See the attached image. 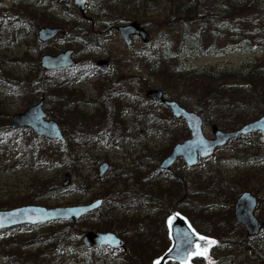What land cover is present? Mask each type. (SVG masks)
<instances>
[{
  "label": "trees",
  "instance_id": "1",
  "mask_svg": "<svg viewBox=\"0 0 264 264\" xmlns=\"http://www.w3.org/2000/svg\"><path fill=\"white\" fill-rule=\"evenodd\" d=\"M65 1L68 2L69 0H42L46 5L43 9L37 10L33 9V6L31 7L27 0H14V7L19 11L15 12L16 10L13 7L0 6V20L5 22L10 29L24 24L31 26L33 29L42 24L63 26L65 29L64 35L67 33V35L71 34L73 36L69 38V44L76 45L78 50L80 44H84L86 47L91 46L93 47L91 52L96 51L101 36L116 31V25L124 21L137 20L146 29L151 27L150 21L144 20L141 16L142 11L140 8L148 6V4L144 6L143 2L146 0H87L85 4L87 16H84L87 22L85 27L81 25V21L84 19L79 18L77 14L72 15L68 21L55 20V16L50 13V10L56 9L61 13L66 12ZM215 1L168 0L169 5L165 8L166 12L162 15L160 21L154 18V27L164 25L166 30L161 32L162 37L158 38V43L154 46V55L145 53L142 62L148 72L147 77L154 76V81L159 83L164 95L170 99L179 102L182 96L178 92L179 86H183L184 91L189 92L184 97L187 100L192 99L195 111L203 119V125L211 122L216 123L222 129H233L239 124L257 117L256 115L249 118L241 113V109L245 106L261 108V105H263L258 112L264 114V0H221L219 8ZM31 3L34 4V2ZM67 5L75 8L70 3ZM73 17H75V20ZM177 26L181 30L178 37L172 39L166 32ZM37 42L40 41L37 40ZM233 48H240L253 55L242 60L235 67L205 66L198 70L186 65V61L190 58L207 56L217 52L226 53ZM257 53H262V56L258 57ZM31 61L33 63L29 65L24 78L10 76L6 72L0 75V88L20 92L29 100L43 97L47 101L46 109L50 116L56 118L62 128H69L72 134L66 135V141L60 143L55 139L34 135L26 130V127L12 129L5 124H1L0 138L13 137L21 133L26 143V149L30 153L33 155L40 154L41 161L49 165L59 167L67 165L70 172L79 179L78 184L64 187H57L53 181L52 183L49 181L41 183V181L34 179V187L41 194L50 195L56 191V188L61 190L60 192L65 189L84 192L93 182H100L101 180L95 176L92 178L87 175L82 176L80 170L76 169V164L80 165L86 153L84 151L78 153V149L85 140H89V142H86L93 148L99 140L89 138V125H85V123L92 116L78 106L81 101L79 100L80 91L73 84L79 74L83 72L98 73L97 68L88 63H80L65 68V72L64 69L44 71L38 67L39 61L37 58ZM66 69H68V72ZM58 72H61L60 76H55ZM109 76L98 77L97 82L99 84L96 88L102 101V107H108L107 110L116 111L114 122L107 123L106 128L115 127L118 132V128L124 121L122 118L123 110L128 109L130 106L137 108V111L143 109L140 110L137 99L130 94H126L125 99L115 96L116 94L110 89L116 84ZM107 83H110L111 86ZM112 96H115V98L110 101ZM151 102L154 105H161L155 101ZM72 104L76 107L71 108ZM163 107L168 110L167 107ZM144 112L147 116L145 121L153 125L155 120L152 115L154 113L150 111L148 115L147 111ZM231 112L236 113L233 119H229ZM94 122L96 125L98 124L95 120ZM162 128L166 129L164 125ZM89 130H91V127ZM104 138L110 140L111 136L105 135ZM242 138H248L250 148L254 149L252 152L257 156L258 162H255L245 171L238 173L236 175L238 177L237 182L240 188L254 187V189H258L256 185H249L250 179H255L264 187V135L255 132L239 135L230 141ZM50 142L53 143V146L50 145ZM163 154L165 155V152ZM119 168L120 173L115 176L113 183L109 184L108 187L102 185L99 192L93 193V199L102 198L103 200L99 208L74 220L58 219L46 222L53 224H50L48 226L49 230H46L45 235L48 236L45 237L42 234L45 237L44 243L49 245L53 242L55 248H58L61 247L63 242H68L72 247L76 246V242L77 253L84 254L91 262L98 259L95 256L103 248H107L109 252L121 251L125 264H150L158 258L168 247L169 238L166 227H164V221H161L159 233L154 231L158 237L157 240H154V242L150 240L153 228L150 229L149 227H151L153 221H151V216H142L143 203H147L153 211L156 209L159 211L164 210L165 217L175 210L190 217L184 206L182 208L178 206L179 202H176V197H180L182 192V196L185 198L187 192L193 195L194 186L186 180L184 174L173 172L170 177L173 182L171 189H161L157 185V188L155 186L154 195L147 194L149 195L147 196L145 192L142 193V187L147 182L153 184L149 179L156 172L161 173L162 171L154 169L152 173L143 174L142 171L140 172L141 168L136 169L135 173H130L122 166ZM129 177L135 178V188H128ZM223 188L224 186L219 187L220 195L226 196L227 193ZM236 190H239V188ZM232 195L235 197L236 193ZM33 199V197L31 199L28 197L26 201ZM167 199L171 205L166 203ZM194 207L206 219L204 215L209 213L208 210L197 204ZM105 208L107 211L109 208L112 209L111 212H107L109 219L102 215ZM131 211L134 213L129 215L128 213ZM209 218L213 217L210 216ZM158 220L159 217L157 221H154V224L157 225ZM206 221H208L206 223L208 225L205 226H198L194 221L190 223L198 232L214 236L218 244L226 249V255L218 260L221 262L214 264L248 263H245L244 259L257 261L260 264L264 263V236L261 235L262 231L256 236H247L244 228L236 223L232 217L231 224L230 221L226 223L219 221L216 224L211 223L210 220ZM70 227L75 228L79 234L88 229L116 230L125 248L95 245L93 249H84L79 237L73 239L68 234ZM38 235H40L39 232L32 239L37 241ZM83 250L86 251L83 253ZM246 253H248V256L244 257ZM68 261H70L68 258H64L50 264H68ZM167 264L179 263L168 261ZM189 264H195V258H192Z\"/></svg>",
  "mask_w": 264,
  "mask_h": 264
},
{
  "label": "rangeland",
  "instance_id": "2",
  "mask_svg": "<svg viewBox=\"0 0 264 264\" xmlns=\"http://www.w3.org/2000/svg\"><path fill=\"white\" fill-rule=\"evenodd\" d=\"M27 2L31 4V7L33 6V9L37 10L43 9L46 5L42 0H27ZM31 2H34V4ZM215 2L219 8L221 6H219L221 0H216ZM64 3L67 6L66 12L61 13L56 9L50 10V13L55 16V20L61 22L68 21L74 14H77L79 18H86L84 17L87 16L86 13L84 12V16H82L72 0L68 2L65 1ZM68 3L72 4L75 8L67 5ZM143 3L144 6L145 4H148V6H140V10L142 11L141 16L144 20H149L151 23V27L146 29L151 37L147 43H143L139 38L133 37L132 43L126 45L118 32L112 31L101 36L99 45L96 51L93 52H91V50H93L91 46L86 47L84 44H80L78 50L76 45L69 44V38L73 37L71 34L67 35L66 33V35H58L49 41H40L38 43L36 31L41 25H37L35 29L26 24L18 25L14 29H10L5 22L0 20V75L6 72L10 76L24 78L28 72L29 65L33 63L31 61L32 59L37 58L39 61L40 56L44 53L55 54L66 48L74 49L75 64L88 63L97 68L96 70L98 73L83 72L79 74L73 84L76 88H79L80 91L79 100L81 101L78 106L92 116L90 120H86L85 123V125H89V138L99 140L94 148L86 142H89V140L83 142L78 149V153L81 151L86 153L80 165L76 164L75 167L80 170L82 176L87 175L90 178L93 176L99 178L97 176L98 165L102 161H107L109 163V168L106 170V173L99 178L101 181L93 182L86 191L77 192L65 189L63 192H60L61 190H57L56 188V191L52 194L45 195L35 189L34 179L41 181V183L45 181L52 183L53 181L57 187H64L62 182L65 179V173L69 174L67 186L78 184L79 179L75 174L70 172L67 165L65 167L49 165L41 161L40 154L33 155L30 153V151L26 149V143L21 133L13 137L0 138V209H8L24 204H39L46 207H53L88 203L93 199V193H97L101 190L102 185L108 187L109 184L113 183L115 176L120 173V166L130 173H135L136 169L139 170L140 168V172L142 171L143 174L152 173L154 169L160 170L158 165L165 156L163 152L166 154L175 142L181 141L189 136V131L182 119L173 117L169 110L162 105H154V103L151 102L152 100H149L145 96V92L148 88L156 87L161 89L159 83L154 81V76L147 77L148 72L144 68L142 60L146 55L145 53L154 55V46L158 43V38L162 37L161 32L166 30L164 25L154 27V18L160 21V18L166 12L165 8H167L169 2L168 0H146ZM0 6L13 7L16 10L15 12L19 11L14 7V0H0ZM73 18L75 20V17ZM127 22L129 21H124L121 24ZM86 24L87 22L85 19L81 21L83 27H85ZM180 30L181 28L177 26L166 33L169 34L170 38L176 39ZM252 55L253 54L245 52L240 48H233L226 53L217 52L207 56L190 58L186 61V65H190L198 70H201L205 66L235 67L238 66L242 60ZM256 55L260 57L262 53H257ZM101 58L110 61L107 67L102 68L97 66L96 61ZM38 67H40L39 63ZM63 71L65 72V69ZM66 71L68 72V69H66ZM60 73L61 72L56 73L55 76H60ZM103 75H110L114 80V84L116 85L111 87L110 90L116 94L115 96H119L120 99H125L127 97L126 94H130L137 99L140 110L143 109L137 111V108L130 106L128 109L123 110L122 118L124 121H122V124L118 128V132L115 127L106 128L107 123L114 122L116 111H112L111 109L107 110L108 107H102V101L96 86L99 84V82H97L98 77ZM107 85L111 86L110 83H107ZM178 92L182 95L179 99V103L187 109L195 110L191 101L192 99L187 100L184 97V95H188L189 92L184 91L183 86L178 87ZM115 96H112L110 101H113ZM38 99L39 98L29 100L20 92L0 88V125L5 124L10 127L11 115L23 111ZM46 102L47 101L44 99L43 106L46 118H52L59 124L58 120L51 117L48 113ZM71 106V108L76 107V105L73 104ZM262 106L263 105H261V108ZM261 108H257L256 106H245L240 112L249 118L256 115L258 117L263 114L258 112ZM149 110L154 113L152 115L155 120L153 125L145 121V117L147 116L144 111H147L149 115ZM234 114L236 113L231 112V117H229V119H233ZM8 116L9 118H7ZM94 120L98 123L97 125ZM211 124L212 123L209 122L202 126L203 133L206 137H212ZM163 125L166 129L162 128ZM240 125L241 124L238 126ZM90 127L91 130H89ZM60 128L65 136L72 134L69 128H62L61 126ZM25 129L33 133L30 129ZM117 133L119 134L117 135ZM105 135L111 136V139L104 138ZM50 145L53 146V143L50 142ZM252 151H254V149L250 148L248 138H242L240 140L227 141L224 145L218 147L212 155L206 157L204 160L198 161L192 166H187L183 160L179 158L169 170H161V173L156 172L155 175L153 174L152 178L149 179L153 184L149 182L145 183L142 187V193L145 192L146 195H154V191L156 190L155 186L157 188V185H159L161 189L165 188L169 190L173 187V182L170 179L173 172L184 174L186 180H188L195 189L193 190V195L187 192L186 198L182 196L183 192L180 197H176V202H179L178 206H180V208L184 206V209L190 215V217L184 215L186 219L189 222L194 221L198 226L208 225L206 224L208 222L206 220L212 221L211 223L213 224L219 221L223 223L230 221L231 224V217L233 218V203L239 193L245 190L240 188L236 175L251 167L255 162H258L257 156ZM128 179V188H135V178L129 177ZM252 184L258 187V189L251 187L254 190L247 188L259 198L255 208V214L264 221V187L255 179H250L249 185ZM188 186L190 187V185ZM221 186H224L223 190L227 193L226 196L220 195L219 187ZM238 188L239 190H236ZM230 190L232 191L230 192ZM232 194H234L235 197ZM28 197L29 199L32 197L34 199L26 201ZM166 203L171 205L168 199ZM196 204L204 206L208 210L209 213H205L204 215L206 219L199 214L198 209L196 211L194 207ZM111 211V208H109L108 211L105 208L102 215L109 219L110 217H108L107 212ZM133 213L134 212L131 211L128 214L131 215ZM141 214H143L142 216H151V221H153V223L151 222V227H149L150 229L153 228L152 236L150 235V240L152 242L158 238L154 231L159 233L161 221H164V227H166L168 236L167 219L170 214L165 217L164 210L159 211L156 209L153 211V209L151 210V208H149L147 203H143ZM210 216L213 218L210 219ZM158 217L159 220L156 225L154 221H157ZM50 224L53 223L42 222L33 225L22 224L0 229V264H50L64 258L70 260L68 264H125L121 251L109 252L107 248L100 249L98 251L99 254L95 256L98 259L91 262L84 254L77 253L76 242V246L74 247L68 242H63L61 247L58 248H55V243L53 242L49 245L48 243H44L45 237L48 236L45 235L46 230H49L48 226ZM112 231L117 233L116 230ZM261 231V235L264 236V230L262 229ZM38 232L40 235H38V239L35 241V239L32 238ZM83 233L79 234L75 228L71 227L68 232L73 239L79 237L80 242ZM42 234L45 235V237H43ZM208 236L212 237V239L216 241V244H212L207 255L214 263H220L221 261L218 260L226 255V249L218 244L214 236ZM84 249L90 250L93 249V246L91 248L84 247ZM85 251L86 250H83V253ZM245 256H248V253H246L244 257ZM193 258H195V264H209L204 256H194ZM244 261L245 263L248 262L246 264H260L257 261H248L245 259Z\"/></svg>",
  "mask_w": 264,
  "mask_h": 264
},
{
  "label": "water",
  "instance_id": "3",
  "mask_svg": "<svg viewBox=\"0 0 264 264\" xmlns=\"http://www.w3.org/2000/svg\"><path fill=\"white\" fill-rule=\"evenodd\" d=\"M72 1L80 14L84 15L86 0ZM115 29L126 45L132 43L133 36H137L142 42L150 40L149 32L136 20L118 24ZM64 32L65 30L61 26L41 25L36 31V37L38 40L45 42ZM73 53L74 49L72 48H66L55 54L44 53L39 58V65L44 71L69 67L76 62ZM96 63L102 67H106L108 60L99 59ZM145 96L152 101L166 106L173 117H179L184 121L189 131V136L174 143L169 152L161 159L159 163L161 170H169L178 158H181L187 166H192L199 159L212 155L218 147L238 135L252 132L264 134V114H262L235 129L224 130L219 128L216 123H212V137H206L202 130V117L196 111L187 109L177 100L166 97L160 88H148ZM43 104L44 98L41 97L23 111L12 114L10 117V127H28L36 135L56 139L64 143L65 136L60 126L54 119L46 118ZM108 167L109 163L102 161L97 167V176L99 178L102 177ZM68 182L69 174L66 173L63 185H67ZM257 202V196L250 190L245 189L239 193L233 203V218L235 222L243 226L247 236H256L264 227V221L255 214ZM101 204L102 198H96L88 203L76 205L46 207L39 204H25L8 209H0V229L22 224H37L56 219L73 220L89 211L97 209ZM176 213L179 212L175 211L170 215L172 216L170 224L167 219L170 243L167 249L158 257L160 264H167L168 261L180 264L181 257L177 254L178 250L184 248L195 250L192 248V245L197 243L201 248L207 246V253L211 246L208 241L199 239L200 236H209L197 232L181 213H179V216L174 215ZM193 233L196 235H193ZM185 234L191 238V244L185 243ZM209 238L212 239L211 237ZM81 242L86 248H90L93 245L124 248L119 236L111 230H87L81 236Z\"/></svg>",
  "mask_w": 264,
  "mask_h": 264
},
{
  "label": "snow or ice",
  "instance_id": "4",
  "mask_svg": "<svg viewBox=\"0 0 264 264\" xmlns=\"http://www.w3.org/2000/svg\"><path fill=\"white\" fill-rule=\"evenodd\" d=\"M174 215L179 216L180 214L176 213ZM171 221H172V216H169L168 217V223L170 224ZM193 235H196V234L193 233ZM199 239L202 241H208L209 245L216 244V241L213 239H210L209 237L200 236ZM185 243L191 244V238L188 237L187 234H185ZM192 248H194L195 250H191L190 248H184L182 250H178L177 254H178V256L181 257L180 264H189V259L192 256H204L205 259L208 260L209 264H214V262L211 261V259L207 255V246L201 248V246L197 243L195 245H192ZM153 264H160L159 258L154 260Z\"/></svg>",
  "mask_w": 264,
  "mask_h": 264
},
{
  "label": "flooded vegetation",
  "instance_id": "5",
  "mask_svg": "<svg viewBox=\"0 0 264 264\" xmlns=\"http://www.w3.org/2000/svg\"><path fill=\"white\" fill-rule=\"evenodd\" d=\"M108 60V59H107ZM110 63V61L108 60V64Z\"/></svg>",
  "mask_w": 264,
  "mask_h": 264
},
{
  "label": "bare ground",
  "instance_id": "6",
  "mask_svg": "<svg viewBox=\"0 0 264 264\" xmlns=\"http://www.w3.org/2000/svg\"><path fill=\"white\" fill-rule=\"evenodd\" d=\"M33 225V224H32Z\"/></svg>",
  "mask_w": 264,
  "mask_h": 264
}]
</instances>
